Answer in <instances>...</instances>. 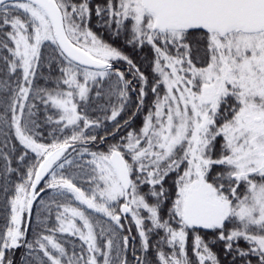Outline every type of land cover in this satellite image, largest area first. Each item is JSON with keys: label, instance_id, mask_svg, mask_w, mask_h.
<instances>
[{"label": "snow or ice", "instance_id": "obj_1", "mask_svg": "<svg viewBox=\"0 0 264 264\" xmlns=\"http://www.w3.org/2000/svg\"><path fill=\"white\" fill-rule=\"evenodd\" d=\"M0 264H264V0H0Z\"/></svg>", "mask_w": 264, "mask_h": 264}]
</instances>
